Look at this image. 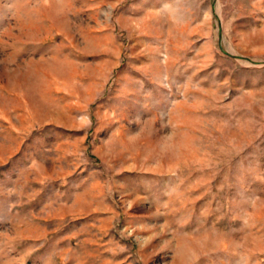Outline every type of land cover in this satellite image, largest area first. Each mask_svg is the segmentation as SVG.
<instances>
[{"label":"rangeland","instance_id":"obj_1","mask_svg":"<svg viewBox=\"0 0 264 264\" xmlns=\"http://www.w3.org/2000/svg\"><path fill=\"white\" fill-rule=\"evenodd\" d=\"M0 264H264V0H0Z\"/></svg>","mask_w":264,"mask_h":264}]
</instances>
